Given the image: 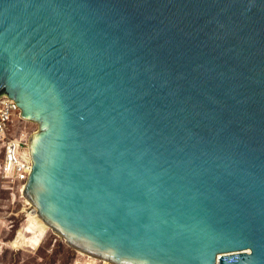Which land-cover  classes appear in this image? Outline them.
I'll list each match as a JSON object with an SVG mask.
<instances>
[{"label": "water", "instance_id": "1", "mask_svg": "<svg viewBox=\"0 0 264 264\" xmlns=\"http://www.w3.org/2000/svg\"><path fill=\"white\" fill-rule=\"evenodd\" d=\"M3 94L71 247L264 264V0H0Z\"/></svg>", "mask_w": 264, "mask_h": 264}, {"label": "built area", "instance_id": "2", "mask_svg": "<svg viewBox=\"0 0 264 264\" xmlns=\"http://www.w3.org/2000/svg\"><path fill=\"white\" fill-rule=\"evenodd\" d=\"M27 122L21 117V110L16 105L15 100L6 94L0 95V149L3 158L1 173L4 179L10 181L12 185L17 187L21 198L20 211L15 215L9 214L7 217H21L22 220L18 228L19 232L22 231L24 235L31 236L37 229L35 231H27L28 226L34 219H38L39 215L37 208L23 194L32 168V159L28 143L31 132L26 129ZM2 227L11 230L14 227V221L12 219L7 220L2 223ZM19 232H17L13 240L18 237ZM38 234L39 230L36 235ZM19 246H22V242H19L17 247ZM30 249L34 250L31 244ZM74 264L114 263L102 259L92 262L84 255V257L78 258Z\"/></svg>", "mask_w": 264, "mask_h": 264}, {"label": "rangeland", "instance_id": "3", "mask_svg": "<svg viewBox=\"0 0 264 264\" xmlns=\"http://www.w3.org/2000/svg\"><path fill=\"white\" fill-rule=\"evenodd\" d=\"M20 128L22 129V127ZM37 128V124L27 122L26 129L31 133L35 132ZM2 159L0 149V264H74L78 258L84 257L81 251L68 245L65 239L50 227V229L46 228L43 232H39L38 235L35 231L33 235L28 236L29 243L34 250L30 249L29 243L18 248L7 246L12 242L19 229L9 230L2 227V223L12 219L17 226L18 221L21 222V217H7L9 214L15 215L20 211L21 198L17 187L3 178ZM91 260H95V258L92 257Z\"/></svg>", "mask_w": 264, "mask_h": 264}, {"label": "bare ground", "instance_id": "4", "mask_svg": "<svg viewBox=\"0 0 264 264\" xmlns=\"http://www.w3.org/2000/svg\"><path fill=\"white\" fill-rule=\"evenodd\" d=\"M30 225H34L35 228H37L40 232H43L46 229V227L49 228V226L44 222V220L40 216H39L38 219H34ZM7 246H10V247H13V248H18L17 245H16V243L14 241L8 243ZM82 254L86 255L83 252H82ZM86 256H90V257H88L90 260L93 257L91 255H86ZM94 258H95V260H91L92 262L98 261V258L97 257H93V259Z\"/></svg>", "mask_w": 264, "mask_h": 264}, {"label": "trees", "instance_id": "5", "mask_svg": "<svg viewBox=\"0 0 264 264\" xmlns=\"http://www.w3.org/2000/svg\"><path fill=\"white\" fill-rule=\"evenodd\" d=\"M19 225H20L19 221H18L17 226H16L15 223H14V227H13V229H14V228H19ZM46 228H47V227H46ZM36 229H37V228H34V227H28L27 231H35ZM36 232H38V229H37ZM39 232H40V231H39ZM40 233H41V232H40ZM13 241H14V242H17V243L22 242V246H26V245L29 243V237H28L27 235H24L23 232L20 231V232L18 233V237H17L15 240H13Z\"/></svg>", "mask_w": 264, "mask_h": 264}, {"label": "crops", "instance_id": "6", "mask_svg": "<svg viewBox=\"0 0 264 264\" xmlns=\"http://www.w3.org/2000/svg\"><path fill=\"white\" fill-rule=\"evenodd\" d=\"M28 227H34V228H35L34 225H29ZM15 243H16V245L18 246L19 243H17V242H15Z\"/></svg>", "mask_w": 264, "mask_h": 264}, {"label": "clouds", "instance_id": "7", "mask_svg": "<svg viewBox=\"0 0 264 264\" xmlns=\"http://www.w3.org/2000/svg\"><path fill=\"white\" fill-rule=\"evenodd\" d=\"M39 246H40V245H39ZM39 246H38V247H39ZM38 247H37V248H38Z\"/></svg>", "mask_w": 264, "mask_h": 264}]
</instances>
